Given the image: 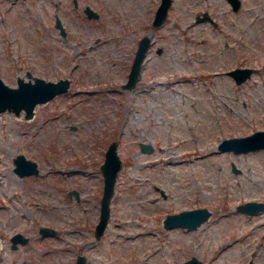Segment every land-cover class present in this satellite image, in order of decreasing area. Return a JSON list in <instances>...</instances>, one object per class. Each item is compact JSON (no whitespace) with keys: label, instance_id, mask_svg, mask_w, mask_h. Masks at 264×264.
Wrapping results in <instances>:
<instances>
[{"label":"rangeland","instance_id":"obj_1","mask_svg":"<svg viewBox=\"0 0 264 264\" xmlns=\"http://www.w3.org/2000/svg\"><path fill=\"white\" fill-rule=\"evenodd\" d=\"M159 1L0 0L3 80L16 85L27 70L69 78L30 117L0 110V264H74L78 253L85 264H181L192 254L206 264H264V208H237L264 201V147H217L264 127V0L236 9L229 0H171L154 24ZM203 10L215 23L195 20ZM143 35L139 76L125 86ZM239 65L253 71L236 82L227 70ZM112 140L121 166L96 234L100 163ZM19 152L38 172L13 169ZM171 155L184 159L166 161ZM200 205L210 214L198 226L163 224L168 212ZM42 225L54 231L42 234ZM138 230L140 240L126 236ZM17 231L27 240L13 247Z\"/></svg>","mask_w":264,"mask_h":264},{"label":"water","instance_id":"obj_2","mask_svg":"<svg viewBox=\"0 0 264 264\" xmlns=\"http://www.w3.org/2000/svg\"><path fill=\"white\" fill-rule=\"evenodd\" d=\"M232 8H238L240 0H229ZM171 0H160L152 18L154 24L161 23L167 13ZM84 10L87 16H98L99 12L90 5H85ZM196 21L210 20L215 23L214 18L208 10H203L194 16ZM56 24L60 28L61 33H65V29L59 16H55ZM150 42L148 35H143L139 38L134 56L124 82L125 86H132L140 73L141 64L145 56L146 50ZM235 79L236 82H241L250 76L253 71L252 66L239 65L227 70ZM27 78L18 75L16 77V85L8 84L0 76V110L10 109L15 113L24 110V116L30 117L33 114L34 106L38 102H43L53 97L55 94L65 91L69 86L68 77H59L57 79L45 78L41 75H33L30 70L26 71ZM140 145L145 150H150V144L141 141ZM217 147L221 150L232 149L235 152L248 151L264 147V127L254 129L251 132L241 135H230L222 137ZM13 169L19 174H29L38 172L36 160L26 157L24 153H17L14 158ZM121 166V158L117 152V141L112 140L108 143L104 159L100 163V169L103 174V188L100 196V213L95 224V233L99 234L106 226L109 217V201L112 192L114 191V182L117 170ZM233 170L239 171L234 162H231ZM239 210L247 213H254L264 208V201L249 199L237 204ZM210 214V210L205 205L182 208L179 211L168 212L163 218V224L166 227L181 225L187 228H194L205 220ZM42 234L51 233L54 231L52 226L42 225L39 228ZM11 245L15 247L17 242H25L27 236L22 232L17 231L11 235ZM74 264H85V255L78 253ZM181 264H206L204 260L192 254L181 261Z\"/></svg>","mask_w":264,"mask_h":264},{"label":"bare ground","instance_id":"obj_3","mask_svg":"<svg viewBox=\"0 0 264 264\" xmlns=\"http://www.w3.org/2000/svg\"><path fill=\"white\" fill-rule=\"evenodd\" d=\"M260 19H261V18H260ZM116 53H117V52H116ZM198 156H201V155H200V154L194 155V157H198ZM176 157H177V156H176ZM183 159H184V158H175V159H174V157L171 155V156H168V157H167L166 161L177 162V163H178L179 161H182ZM153 162H154V160H153ZM165 163H166V162H165ZM172 165H173V164H172ZM176 165H177V164H176ZM167 171H169V170H167ZM167 171H166V172H167ZM68 174H69V173H68ZM87 191H88V190H87ZM86 194H87V193H86ZM83 195H85V194H83ZM62 212H63V211H62ZM122 222H123V221H122ZM124 222H125V221H124ZM116 224H117L118 226H119V225H122V224H121V221H117ZM125 226H126V225H125ZM74 228H75V227H74ZM118 228H119V227H118ZM139 229H140V228H139ZM113 230H114V229H113ZM65 231H66V230H65ZM71 231H72V230H71ZM148 231H149V230H148ZM66 232H67V231H66ZM114 232H116V234H119V230H114ZM68 233H69V232H68ZM70 233H71V232H70ZM123 233H124V232H123ZM140 233H141V232L138 230V231H135V232H132V233H129V234L126 233V236L129 235V236L133 237L134 235H138V236H137V239L140 240V238H141V236H140L141 234H140ZM143 233H144V232H143ZM75 236H76V235H74V237H75ZM149 236H151V235H149ZM118 237H119V236H118ZM147 237H148V236H147ZM69 238H70V237H69ZM145 238H146V236H145ZM118 239H119V238H118ZM135 239H136V237H135ZM127 241H128V240L126 239L124 245H127V244H128V243L126 244ZM121 244H122V243H121ZM128 245H129V244H128Z\"/></svg>","mask_w":264,"mask_h":264},{"label":"flooded vegetation","instance_id":"obj_4","mask_svg":"<svg viewBox=\"0 0 264 264\" xmlns=\"http://www.w3.org/2000/svg\"><path fill=\"white\" fill-rule=\"evenodd\" d=\"M74 4H77V0H73ZM85 11V10H84ZM86 13V12H85Z\"/></svg>","mask_w":264,"mask_h":264}]
</instances>
